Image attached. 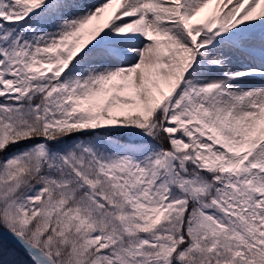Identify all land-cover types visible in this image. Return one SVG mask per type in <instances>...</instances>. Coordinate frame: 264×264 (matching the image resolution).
Masks as SVG:
<instances>
[{"label":"snow or ice","instance_id":"obj_1","mask_svg":"<svg viewBox=\"0 0 264 264\" xmlns=\"http://www.w3.org/2000/svg\"><path fill=\"white\" fill-rule=\"evenodd\" d=\"M0 264H264V0H0Z\"/></svg>","mask_w":264,"mask_h":264}]
</instances>
